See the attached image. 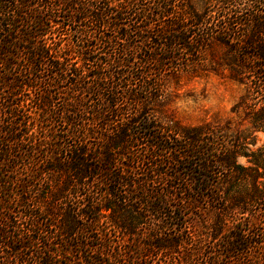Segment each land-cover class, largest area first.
Wrapping results in <instances>:
<instances>
[{
  "label": "trees",
  "instance_id": "1",
  "mask_svg": "<svg viewBox=\"0 0 264 264\" xmlns=\"http://www.w3.org/2000/svg\"><path fill=\"white\" fill-rule=\"evenodd\" d=\"M258 133L264 0H0V264H264Z\"/></svg>",
  "mask_w": 264,
  "mask_h": 264
},
{
  "label": "rangeland",
  "instance_id": "2",
  "mask_svg": "<svg viewBox=\"0 0 264 264\" xmlns=\"http://www.w3.org/2000/svg\"><path fill=\"white\" fill-rule=\"evenodd\" d=\"M240 88L216 76L185 78L171 105L175 117L185 125L202 121L225 120L233 117L231 108L240 96ZM264 141V133L257 134L256 146ZM245 164V159L239 158Z\"/></svg>",
  "mask_w": 264,
  "mask_h": 264
}]
</instances>
